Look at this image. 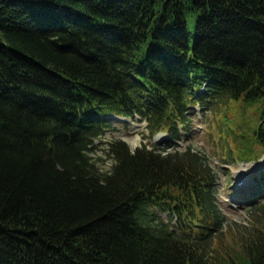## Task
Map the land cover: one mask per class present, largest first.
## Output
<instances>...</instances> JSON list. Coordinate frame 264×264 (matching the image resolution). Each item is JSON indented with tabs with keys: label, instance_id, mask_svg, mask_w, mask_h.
Here are the masks:
<instances>
[{
	"label": "trees",
	"instance_id": "trees-1",
	"mask_svg": "<svg viewBox=\"0 0 264 264\" xmlns=\"http://www.w3.org/2000/svg\"><path fill=\"white\" fill-rule=\"evenodd\" d=\"M262 96L264 0H0V264H264V199L237 229L174 147L196 105ZM116 114L166 135L109 139L101 169ZM251 132L230 158L264 149V102ZM238 187L264 196V168Z\"/></svg>",
	"mask_w": 264,
	"mask_h": 264
},
{
	"label": "rangeland",
	"instance_id": "rangeland-1",
	"mask_svg": "<svg viewBox=\"0 0 264 264\" xmlns=\"http://www.w3.org/2000/svg\"><path fill=\"white\" fill-rule=\"evenodd\" d=\"M263 102L264 96L249 103L242 99H232V101L224 100L221 104L210 101L206 107L196 105L195 111L191 113L189 129H183L181 136L174 142L176 148L181 149L190 144L193 150L205 155L216 171V194L219 205L227 220L238 223V225L234 224L237 229L249 230L252 227L255 213L251 204L253 201L260 202L264 199V196L248 201L238 198L243 190H239L241 187L236 184L238 180H244V184L251 182L253 171L264 168V149L258 146L253 148L260 151V155L249 159H232L228 152L229 148H234V144H242L237 138L241 136V132H246L250 137ZM110 123L108 129L95 139L94 147L89 151L101 169H106L111 164L106 149L109 139L122 137L133 148L142 142L149 144L151 141H158L166 134L164 131H159L151 136L147 135L149 132L145 127V120H141L138 116L116 114V117L110 118ZM171 147L172 145L169 148ZM155 211L157 218L169 220L170 224L176 226L175 216L170 218L165 210Z\"/></svg>",
	"mask_w": 264,
	"mask_h": 264
},
{
	"label": "water",
	"instance_id": "water-1",
	"mask_svg": "<svg viewBox=\"0 0 264 264\" xmlns=\"http://www.w3.org/2000/svg\"><path fill=\"white\" fill-rule=\"evenodd\" d=\"M113 117H116V115H113Z\"/></svg>",
	"mask_w": 264,
	"mask_h": 264
}]
</instances>
